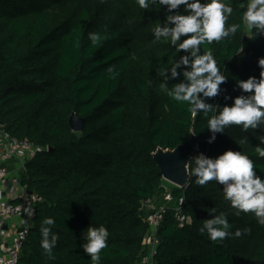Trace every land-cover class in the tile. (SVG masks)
Wrapping results in <instances>:
<instances>
[{
    "label": "trees",
    "instance_id": "trees-1",
    "mask_svg": "<svg viewBox=\"0 0 264 264\" xmlns=\"http://www.w3.org/2000/svg\"><path fill=\"white\" fill-rule=\"evenodd\" d=\"M241 2L232 0L228 23L242 19ZM163 19L158 4L140 9L136 0H0V125L42 149L21 174L22 184L42 200L20 264H92L80 248L89 225L109 231L99 264H139L153 212L143 204L159 206L169 193L155 264H264V226L251 213L237 216L214 181L199 186L191 177L188 188L164 187L153 153L174 150L192 135L198 146L192 156L240 150L264 173V158L254 150L264 125L247 132L230 126L206 143L207 120L160 89L161 73L180 55L167 41H155L153 28ZM89 33L100 41L93 45ZM254 35L242 28L234 38L201 46L213 51L229 78L221 87L232 96L239 95L233 80L259 76L264 37ZM72 113L85 119L82 133L73 132ZM191 167L194 161L190 173ZM182 199L192 219L184 227L176 218ZM212 208L228 216L233 235L223 241L199 231ZM46 217L54 218L59 236L50 256L40 247Z\"/></svg>",
    "mask_w": 264,
    "mask_h": 264
},
{
    "label": "clouds",
    "instance_id": "clouds-1",
    "mask_svg": "<svg viewBox=\"0 0 264 264\" xmlns=\"http://www.w3.org/2000/svg\"><path fill=\"white\" fill-rule=\"evenodd\" d=\"M136 3L140 9L158 4L163 10L164 19L154 26L153 36L155 41H167L180 55L161 73L164 79L160 89L177 103L187 104L192 115L207 120L206 129L211 135L206 143L213 144L217 134H224L230 126H239L247 132L249 129L257 131L264 125V57L257 59L258 77L233 80V91H239V95L232 96L221 87L229 78L221 71L213 51L201 47L234 38L242 28L248 34L254 33L253 39L264 37V0H242V19L231 23L228 21L234 12L232 0H136ZM88 38L93 45L101 39L98 33H89ZM169 81H175L170 90ZM221 96L223 104L217 99ZM254 150L259 158H264V135H260ZM190 160L194 161L191 176L196 185L205 186L214 181L237 216L251 213L258 224L264 226V173H257L249 155L228 149L215 157L198 152ZM26 211L28 215L33 214L31 209ZM55 223L54 218L46 217L39 230L40 247L49 256L59 240L52 231ZM229 229L227 214H216V209L212 208L211 218L204 221L199 231L212 241H223L233 235ZM244 232L250 234L251 230ZM234 235L240 237L242 232L237 230ZM108 237L109 231L103 225L87 227L82 236L85 242L80 248L90 254L92 264H99L100 253L108 246Z\"/></svg>",
    "mask_w": 264,
    "mask_h": 264
},
{
    "label": "built area",
    "instance_id": "built-area-1",
    "mask_svg": "<svg viewBox=\"0 0 264 264\" xmlns=\"http://www.w3.org/2000/svg\"><path fill=\"white\" fill-rule=\"evenodd\" d=\"M42 151L41 148L35 146L29 139H17L4 131L0 125V178L7 177L8 170L5 163L16 160L28 162L32 160L37 153ZM25 170V167L23 168ZM6 192L10 198L2 199L0 197V239L7 236L6 224L12 217H24L32 221L36 214L37 207L41 202V198L30 192L26 186L22 184L21 177L14 176L5 184ZM164 203L155 206L152 201L144 202L143 207H147L153 212L146 219L149 225V232L144 240L147 247V255L139 264H155L159 239L157 233L164 219L169 204L173 201L172 194H167ZM183 199L176 208V218L180 227H184L192 223L191 217L185 215L182 211ZM27 209L33 211L32 215H28ZM29 226H24L17 230L10 241L3 248V255L0 257V264H20V255L22 248L27 241L29 235Z\"/></svg>",
    "mask_w": 264,
    "mask_h": 264
},
{
    "label": "water",
    "instance_id": "water-1",
    "mask_svg": "<svg viewBox=\"0 0 264 264\" xmlns=\"http://www.w3.org/2000/svg\"><path fill=\"white\" fill-rule=\"evenodd\" d=\"M70 126L74 133H82L85 119L79 118L76 113L70 117ZM197 145L196 137L192 135L190 140L174 150L158 149L153 153V159L160 168L164 181L179 189L188 188L191 182L190 163L192 151ZM49 151H52L49 149Z\"/></svg>",
    "mask_w": 264,
    "mask_h": 264
},
{
    "label": "crops",
    "instance_id": "crops-1",
    "mask_svg": "<svg viewBox=\"0 0 264 264\" xmlns=\"http://www.w3.org/2000/svg\"><path fill=\"white\" fill-rule=\"evenodd\" d=\"M27 162L24 163V161H16V160H12L9 162L5 163V167L8 170V175L7 177H3L0 178V197L2 199H7L10 198L9 194L5 191L6 187L5 184L7 183V181L14 177H21V174L23 172V168L25 167V164ZM24 226H32V221L24 218V217H12L9 219V221L6 224V232H7V236L5 238H1L0 239V257L3 255V248L5 246V244H7L10 239L13 237L14 233L21 229Z\"/></svg>",
    "mask_w": 264,
    "mask_h": 264
},
{
    "label": "rangeland",
    "instance_id": "rangeland-1",
    "mask_svg": "<svg viewBox=\"0 0 264 264\" xmlns=\"http://www.w3.org/2000/svg\"><path fill=\"white\" fill-rule=\"evenodd\" d=\"M164 187H165L168 191H171V190L174 188V186L171 185V184L168 183V182H167V183L165 182Z\"/></svg>",
    "mask_w": 264,
    "mask_h": 264
}]
</instances>
